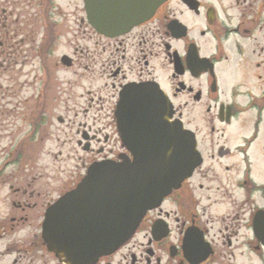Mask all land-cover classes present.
I'll return each instance as SVG.
<instances>
[{
	"label": "flooded vegetation",
	"instance_id": "obj_1",
	"mask_svg": "<svg viewBox=\"0 0 264 264\" xmlns=\"http://www.w3.org/2000/svg\"><path fill=\"white\" fill-rule=\"evenodd\" d=\"M51 1L29 0L31 10H24L25 1L0 0V74L35 40L31 32L53 23ZM192 4L169 0L128 33L105 37L113 46V148L92 145L101 137L78 129L84 172L96 159L134 158L135 148L120 138L118 111L140 116L150 87L163 92L170 121L195 133L202 162L146 212L126 243L95 264H264V0ZM69 56V65L60 58L67 67L75 61ZM46 90L47 82L21 133L19 103L6 101L0 82V264H67L49 250L42 224L47 208L83 173L56 195L40 180L46 172L33 160L50 122Z\"/></svg>",
	"mask_w": 264,
	"mask_h": 264
},
{
	"label": "water",
	"instance_id": "obj_2",
	"mask_svg": "<svg viewBox=\"0 0 264 264\" xmlns=\"http://www.w3.org/2000/svg\"><path fill=\"white\" fill-rule=\"evenodd\" d=\"M84 1L93 27L113 36L151 17L166 0ZM144 93L149 99L141 116H134L131 108L118 111L120 133L125 145L135 148L134 160L92 162L78 184L45 213L43 238L67 264H94L128 241L146 211L201 162L194 133L170 121L163 92L150 87Z\"/></svg>",
	"mask_w": 264,
	"mask_h": 264
},
{
	"label": "rangeland",
	"instance_id": "obj_3",
	"mask_svg": "<svg viewBox=\"0 0 264 264\" xmlns=\"http://www.w3.org/2000/svg\"><path fill=\"white\" fill-rule=\"evenodd\" d=\"M16 1H25L24 10H31L29 0ZM175 5L182 7V4ZM51 10L52 20L57 23L53 24L54 32L53 25L45 29L39 26L36 32H31L35 40L29 41L19 52L17 63L2 71L0 82L4 85L6 101L11 102V106L19 103L15 119L21 133L29 129L25 117L37 112L34 105L47 82L49 107L46 113L51 123L43 139L40 140L39 135L40 146L36 147L33 162H37L38 172H46L38 179L47 183L48 190L56 195L62 183L75 179L79 172L84 173L82 162L87 152L77 143L82 138L78 129L101 137L100 143L93 141L92 145H103L107 151L113 148V46L88 24L83 0H54ZM43 37L47 46L42 51L48 49L49 55L45 64L41 62L37 42ZM64 53L75 59L72 66L67 67L60 61ZM7 122L9 132L13 126L9 127L11 121ZM106 136L110 141H104ZM8 140L6 138L5 142ZM45 142L51 151L44 148Z\"/></svg>",
	"mask_w": 264,
	"mask_h": 264
}]
</instances>
